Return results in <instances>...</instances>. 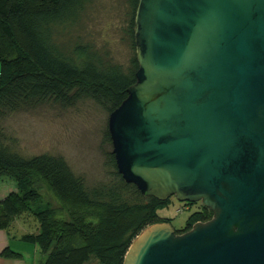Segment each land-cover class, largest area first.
I'll use <instances>...</instances> for the list:
<instances>
[{
  "label": "water",
  "instance_id": "water-1",
  "mask_svg": "<svg viewBox=\"0 0 264 264\" xmlns=\"http://www.w3.org/2000/svg\"><path fill=\"white\" fill-rule=\"evenodd\" d=\"M135 82L108 113L117 172L211 218L145 227L122 264H264V0H138Z\"/></svg>",
  "mask_w": 264,
  "mask_h": 264
},
{
  "label": "trees",
  "instance_id": "trees-1",
  "mask_svg": "<svg viewBox=\"0 0 264 264\" xmlns=\"http://www.w3.org/2000/svg\"><path fill=\"white\" fill-rule=\"evenodd\" d=\"M94 1L0 0V177L10 175L16 182V190L0 199V228L31 214L36 232L22 237L39 247L41 264H122L131 240L160 222L158 208L166 203L126 183L111 152V178L89 184L60 155L20 154L17 140L4 128L8 116L42 106L67 108L89 99L109 113L126 97L137 70L132 26L138 0H126L124 32L133 51L127 65L86 39V14ZM14 44L32 69L14 71L9 53ZM104 140L110 143L107 129ZM43 187L58 207L42 202ZM197 212L186 224L208 219L206 212Z\"/></svg>",
  "mask_w": 264,
  "mask_h": 264
},
{
  "label": "rangeland",
  "instance_id": "rangeland-1",
  "mask_svg": "<svg viewBox=\"0 0 264 264\" xmlns=\"http://www.w3.org/2000/svg\"><path fill=\"white\" fill-rule=\"evenodd\" d=\"M128 13L126 0H95L85 19L86 39H91L97 46L108 48L113 59L123 65H127L133 55L130 41L124 32ZM14 46L9 51L10 57H14L12 61L16 62L14 71L32 69L25 54L17 45ZM107 116L108 112L102 107L89 99H81L67 108L42 106L29 112L12 114L3 121V125L7 133L17 140L20 154L60 155L75 174L93 184L111 178L112 166L108 158L111 144L104 140ZM10 190H16V182L10 175L1 176L0 198ZM40 197L44 204L58 207L45 187L41 188ZM191 204L175 199L166 200L158 208V219L170 223L177 233H182L195 223L186 224L192 213L206 212L207 220L211 218L209 210H203L200 203ZM25 214L33 217L29 213Z\"/></svg>",
  "mask_w": 264,
  "mask_h": 264
},
{
  "label": "crops",
  "instance_id": "crops-1",
  "mask_svg": "<svg viewBox=\"0 0 264 264\" xmlns=\"http://www.w3.org/2000/svg\"><path fill=\"white\" fill-rule=\"evenodd\" d=\"M34 232L35 220L26 214L14 217L5 228H0V264H41L44 258L39 247L22 237ZM4 251L11 254L3 255Z\"/></svg>",
  "mask_w": 264,
  "mask_h": 264
},
{
  "label": "flooded vegetation",
  "instance_id": "flooded-vegetation-1",
  "mask_svg": "<svg viewBox=\"0 0 264 264\" xmlns=\"http://www.w3.org/2000/svg\"><path fill=\"white\" fill-rule=\"evenodd\" d=\"M169 199H174L173 197H170V198H168L167 200H169ZM184 204H189V205H192L191 203H187V202H183ZM195 204H199V202H196Z\"/></svg>",
  "mask_w": 264,
  "mask_h": 264
},
{
  "label": "built area",
  "instance_id": "built-area-1",
  "mask_svg": "<svg viewBox=\"0 0 264 264\" xmlns=\"http://www.w3.org/2000/svg\"><path fill=\"white\" fill-rule=\"evenodd\" d=\"M177 211H181V209H177Z\"/></svg>",
  "mask_w": 264,
  "mask_h": 264
}]
</instances>
